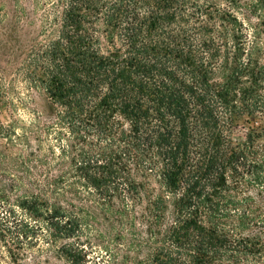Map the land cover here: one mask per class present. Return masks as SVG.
<instances>
[{
    "label": "trees",
    "instance_id": "16d2710c",
    "mask_svg": "<svg viewBox=\"0 0 264 264\" xmlns=\"http://www.w3.org/2000/svg\"><path fill=\"white\" fill-rule=\"evenodd\" d=\"M59 2L14 164L46 261L264 264V0Z\"/></svg>",
    "mask_w": 264,
    "mask_h": 264
},
{
    "label": "rangeland",
    "instance_id": "374dc122",
    "mask_svg": "<svg viewBox=\"0 0 264 264\" xmlns=\"http://www.w3.org/2000/svg\"><path fill=\"white\" fill-rule=\"evenodd\" d=\"M59 9V0H0V264H10L6 248L25 252L27 264H60L46 261L41 224L17 205L28 179L20 180L14 167L19 157L39 150L35 137L29 135L28 145L25 135L40 125L49 104L40 89L30 88L24 67L31 45L44 42V27Z\"/></svg>",
    "mask_w": 264,
    "mask_h": 264
}]
</instances>
